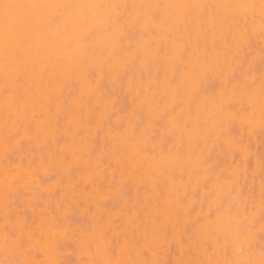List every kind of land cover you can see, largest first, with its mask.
<instances>
[{
  "label": "bare ground",
  "instance_id": "6f19581e",
  "mask_svg": "<svg viewBox=\"0 0 264 264\" xmlns=\"http://www.w3.org/2000/svg\"><path fill=\"white\" fill-rule=\"evenodd\" d=\"M0 245L264 264V0H0Z\"/></svg>",
  "mask_w": 264,
  "mask_h": 264
},
{
  "label": "rangeland",
  "instance_id": "374dc122",
  "mask_svg": "<svg viewBox=\"0 0 264 264\" xmlns=\"http://www.w3.org/2000/svg\"><path fill=\"white\" fill-rule=\"evenodd\" d=\"M66 249L68 252L65 256V261L70 262L73 261L74 255L71 254L73 251V245L70 241L66 242L65 244ZM0 264H19L17 256H10L7 254V252L3 251L1 245H0Z\"/></svg>",
  "mask_w": 264,
  "mask_h": 264
}]
</instances>
